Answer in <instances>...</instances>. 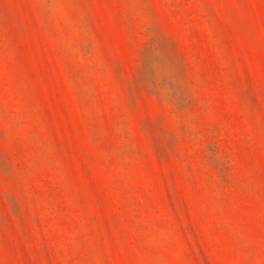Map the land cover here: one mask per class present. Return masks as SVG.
<instances>
[{"label": "rangeland", "instance_id": "obj_1", "mask_svg": "<svg viewBox=\"0 0 264 264\" xmlns=\"http://www.w3.org/2000/svg\"><path fill=\"white\" fill-rule=\"evenodd\" d=\"M0 264H264V0H0Z\"/></svg>", "mask_w": 264, "mask_h": 264}]
</instances>
